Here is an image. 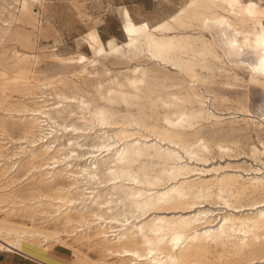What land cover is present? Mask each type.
Here are the masks:
<instances>
[{
  "label": "bare ground",
  "instance_id": "6f19581e",
  "mask_svg": "<svg viewBox=\"0 0 264 264\" xmlns=\"http://www.w3.org/2000/svg\"><path fill=\"white\" fill-rule=\"evenodd\" d=\"M157 1L178 5L161 20L141 21L127 6L117 7L124 42L115 37L104 41L92 27L84 36L91 57L51 54L73 65L70 74L82 77L86 88L73 78L67 81L66 73L41 81L39 57L22 51H15L13 75L1 72L0 252L23 254L24 243L45 249L59 244L86 263L82 246L114 257L105 264H264V174L251 168L256 172L251 178L237 173L204 177L220 168L199 169L195 163L208 162L214 147L197 131L201 123L222 122L197 88L202 79L210 82L215 76L220 67L214 62L225 64L228 54L252 49L256 56L245 68L264 88V6L253 0L240 5L231 0ZM43 4L2 0L0 39L9 37L13 21ZM5 12L10 22L2 18ZM214 26L220 28L218 37L206 38ZM109 57L168 64L179 73H161L139 62L126 72L107 67L105 82L88 83L86 77L99 75L97 67ZM62 86L74 92L69 95ZM15 91L24 100L13 99ZM73 103L77 109H68ZM92 131L96 141H80ZM215 146L232 151L223 143ZM253 153L264 150L254 147ZM215 198L229 210L216 213L202 206ZM214 247L221 249L219 257L212 254Z\"/></svg>",
  "mask_w": 264,
  "mask_h": 264
},
{
  "label": "rangeland",
  "instance_id": "374dc122",
  "mask_svg": "<svg viewBox=\"0 0 264 264\" xmlns=\"http://www.w3.org/2000/svg\"><path fill=\"white\" fill-rule=\"evenodd\" d=\"M11 1L12 0H8V3H11ZM133 1L137 3H148L147 9H151L149 8L150 0ZM243 1L246 3L249 2V0H231V2H233L234 4L239 5ZM253 1L258 3L259 5L264 6V0ZM0 2H2V0H0ZM174 3L175 2L169 3L170 5L167 7V9L175 10L177 6ZM118 6H124V3L120 4L119 0L118 2L116 0H44L43 6L35 5L32 10L33 15L28 14L23 18L22 21L19 22L13 21L11 27L12 30L9 34V37H6L5 40L0 39V43H2L0 44V74L1 72L6 71L8 75H13V72L15 70L14 65L17 61L15 51H22L39 57L38 64L36 66V74L41 81H46V79L49 77H55L57 75L66 73L67 75L65 76V79L67 81H70L73 78L74 81H77L79 84L83 85L82 87L86 88L85 81L82 77H80L79 79L78 77H74L70 74L75 68L73 65H64L60 62H57L52 59L51 54L53 52H56L61 56L64 55V57H67L73 56V54L77 55L81 53L91 57L92 53L88 45L84 41V36L92 27L98 28L104 41L115 37L119 43L124 42L126 40V37L124 36L122 31V20L120 17V12L117 9ZM82 10L85 13L81 12ZM134 12H136L137 14H141V12L144 13V10L135 7ZM157 12V10H152V12L147 11V14L150 13V16H153ZM4 14L5 16H2L3 20L8 19L7 22H10L11 18L9 14H7V12H5ZM219 31L220 28L218 26H214L212 28L213 34L211 32H206L205 36L208 39H213V36L218 37ZM222 46L225 47L224 43H222ZM7 49L9 50L7 51ZM249 49L250 48L242 49L240 53L242 55L240 56L236 55V53H231V55L228 54L224 58L225 64L217 61L214 62L216 63L215 66L220 67H214L215 76L209 79L210 82H205V80L202 79L201 83L203 84H198L197 86V88L200 89L203 95L207 97V105L210 110L213 111L216 116H219L222 120V122L215 126L213 125L214 120L213 123L212 121L202 122V126L197 130L204 133L205 138L214 143L212 153L208 156L209 161L207 160L208 162L206 163L195 162L197 164V168H220L221 170H219V173L211 172L203 174L204 177L237 173L243 175L245 178H251L256 174V172L249 171L251 168L261 170V172L256 175L264 174V154L253 153L254 147L259 149L260 151L264 150V88L256 85L259 79H255L254 77H252L249 71L245 68L248 61L254 60L256 56L254 51L252 49ZM249 52H251L252 54ZM244 60H246V63L242 64ZM139 62L144 64L146 67L157 69L161 73L171 72V74L174 73L175 75L179 73L176 68L168 64H160L154 61L144 62L143 60H133V62H129L126 59L124 60L109 57L108 59L102 60V64L97 67L100 74L86 77L87 82L93 84H96L99 81L105 82L109 77L105 72V69L107 67L114 72H126L129 66L137 65L139 64ZM236 62L239 63V66L236 65ZM221 66H223L224 68H222ZM4 67H6V69ZM202 74L206 76L208 73L206 71H202ZM176 81L177 80L174 78L172 80H168V83L172 84ZM195 85H197V83H195ZM61 89L66 91L65 93H69V95L74 92L73 90H68L63 86L61 87ZM87 89L92 92L91 94L95 93L91 87H88ZM45 91H47V94H50L52 92L50 88L46 89ZM11 95L13 96V99L17 98L18 100H24L20 92L15 91ZM50 97L51 96L49 95L48 98ZM50 101L53 102L55 100ZM241 106H244L243 109L241 108ZM68 109H77V105L73 103L71 104V107H68ZM240 110H245L248 112L243 111L241 114ZM59 120L62 121L61 118H59ZM72 121H75L77 124H81L77 122V119H75L74 117H69L67 119V122ZM253 121L255 123H253ZM212 131H215V134H212ZM16 134L19 135V133L17 132L13 133L14 136H17ZM95 137L96 134L94 133V131H92L91 134H87L82 137L80 141H82L83 143H90L97 140L95 139ZM66 141L67 138H64L61 140V143H64ZM216 143H223L225 145H228L232 148V151L223 153L215 146ZM238 168L241 170H239ZM200 176H202V174H200ZM100 189L104 190L105 192L110 190V188H104V186ZM256 198H259V196H257ZM250 201L251 200H246V203ZM202 206L206 209L214 210L216 213L220 211L225 213L229 210L224 204H222V201L217 198L203 203ZM51 245H54V243H51ZM48 246L50 247V245ZM54 248L59 252H65L68 255V264H105V261H114V257L104 258L99 253V251L88 249L86 246L80 247V250L81 256H86L89 259V262L87 263L80 261L78 259L79 257L75 255L73 249L66 245L63 246L58 244L55 245V247L53 246L52 249L46 248V250L43 247H39L31 243H24V252L32 254L34 253L37 255H46L47 252L49 253V251L51 253ZM213 250L214 251H212V254H214L215 257H219L221 249L219 247H214ZM3 252L5 251H2L0 253ZM230 264L249 263L239 261L232 263L230 262Z\"/></svg>",
  "mask_w": 264,
  "mask_h": 264
},
{
  "label": "crops",
  "instance_id": "0c3cea01",
  "mask_svg": "<svg viewBox=\"0 0 264 264\" xmlns=\"http://www.w3.org/2000/svg\"><path fill=\"white\" fill-rule=\"evenodd\" d=\"M116 1L118 2V0ZM119 3H124V6H127L131 10L136 21H141L143 17L149 19H153L156 17L158 18V20L165 18L167 16L166 13L168 11L167 7L170 5L169 3L171 2H160L157 0H150V10L147 9L148 3H137L133 0H119ZM174 4H177V2H175ZM135 7L144 10V13L141 12V14L138 15L136 12H134ZM152 10L158 11L155 16H150V13L147 14V11L152 12ZM67 261L68 255L65 252H59L55 248L51 251V253L50 251L49 253L47 252L46 255H37L34 253L32 254L27 252H24L23 254L13 252L0 253V264H68Z\"/></svg>",
  "mask_w": 264,
  "mask_h": 264
}]
</instances>
